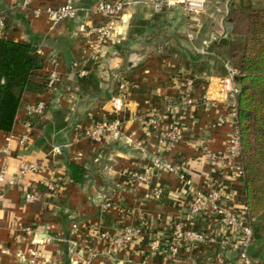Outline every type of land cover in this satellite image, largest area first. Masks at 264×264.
Masks as SVG:
<instances>
[{
  "label": "crops",
  "instance_id": "1",
  "mask_svg": "<svg viewBox=\"0 0 264 264\" xmlns=\"http://www.w3.org/2000/svg\"><path fill=\"white\" fill-rule=\"evenodd\" d=\"M64 1L32 0L30 8L23 9L17 5L21 0H0V36L37 45L45 60L43 71L51 70L54 61L60 75L47 93L26 96L12 131H0V146L10 139L9 152L0 153V170L5 167L8 178H14L23 163L38 165L14 184H2L0 264H30L31 259L36 264H243L242 234L210 212L197 215L191 209L195 190L221 187L247 220L240 176L232 160L223 158L234 130L218 84L227 74L223 55L228 47L217 49V54L210 49L218 34L226 32L230 8L226 5L224 13L218 5H209L191 17L179 3L157 11L149 3L153 0H121L119 27L97 62L79 27L104 21L92 11L102 0H78L79 16L58 24L47 14L33 13V8ZM192 75L197 79L195 104L174 108L181 102L184 78ZM122 80L127 82L123 106L114 113L106 97L116 94ZM40 97L47 102L46 116H29L26 101ZM116 116L132 141L83 136L96 121ZM220 116L226 121L216 124ZM172 123L181 124L184 134L173 145L163 144L161 135ZM204 144L217 154V161L205 157ZM155 156L183 164L184 177L155 165ZM70 162L82 166V182L72 180ZM233 162L240 164L239 156ZM145 170L144 180L134 175ZM50 181L58 184L56 191L47 186ZM27 192L39 199L28 201ZM177 226L209 240L192 248L180 245L173 253ZM128 227L140 228L141 235L122 249L97 235H115Z\"/></svg>",
  "mask_w": 264,
  "mask_h": 264
},
{
  "label": "built area",
  "instance_id": "2",
  "mask_svg": "<svg viewBox=\"0 0 264 264\" xmlns=\"http://www.w3.org/2000/svg\"><path fill=\"white\" fill-rule=\"evenodd\" d=\"M32 0H21L17 5L23 9L30 8ZM150 5L157 11H162L165 7H169L175 4H182L185 11L191 17H197L200 14L204 13L209 6V4H216L218 0H153L149 2ZM124 10V3L121 0H102L92 8L97 14L102 15L104 21L100 24L94 23H84L79 27V31L88 39L89 50L91 51V57L95 61H100L101 57L105 53L106 46L111 42V39L115 35ZM82 8L78 5V0H65L62 4H46L38 8H33V13L35 16L41 14H47L50 20L54 24L66 20H72L79 16ZM0 26H4V17L0 14ZM225 35L218 34V39L222 38ZM191 38L193 35H189ZM200 52H206L203 49L199 50ZM38 52L41 54V50L38 49ZM56 62H52L53 68L48 71V79L50 88L60 80L59 72L54 68ZM227 74L225 77H222L219 80V90L227 100L229 105V113L231 115V120L234 126V130L231 135V142L228 152L225 153L223 158L227 157L232 160L231 166L236 167L235 175L241 176L242 169L240 164H234L233 160L239 156L240 149V135L237 129L236 124V114H237V97L239 93V85L236 80L239 70L226 62ZM86 74L85 71L81 72ZM196 76H186L182 83L181 91V102L175 104L174 108L183 107L188 108L189 106L195 104V87H196ZM127 87V82L122 80L118 85V90L114 96L110 99L111 111L114 113H119L123 106V95ZM47 102L44 98H37L34 102L26 101V110L29 116L32 117H43L47 114ZM149 122L155 123L153 116H149ZM226 119L224 117H219L216 121V124L225 123ZM122 120L119 117H109L106 119L96 121L92 126L84 130L83 136L90 138L92 140H102L107 137H111L116 140H125L126 142L132 141L128 136H125L122 129ZM210 127V124H209ZM184 134V127L179 123H172L164 134L161 135L160 141L163 144L173 145L179 141ZM28 139V135L23 136L19 139V142L25 143ZM6 146H0V153L6 154L9 152L10 139L8 140ZM206 149L205 157L209 158L212 161H217L218 156L215 152L211 151L208 146L204 144ZM155 165L163 164L166 168L176 173L177 175L184 177V165L178 162H169L164 161L161 156H155L153 159ZM38 168V165L35 163H23L20 166L19 172L14 178H8L6 176V168L3 167L0 170V197H2V184L9 183L14 184L16 178L24 177L27 173L35 172ZM148 170L142 172H134V175L144 180ZM47 186L51 191H56L58 189V184L54 181L47 182ZM26 199L32 201L39 199L37 194L32 192L26 193ZM234 199H231L229 195L225 194L223 188L217 187L207 192L202 190H195L194 197L191 204V209L197 215L210 212L215 216L222 224L231 228L235 234L238 232L242 234L241 240V251L239 254L240 260L243 264H255V261L249 255V247L252 241V229L248 224V209L247 206L244 208L245 214H247V220L242 218L240 212H238L233 203ZM107 207L111 206L110 202L105 204ZM246 218V217H245ZM27 231H30V228H26ZM173 239L175 244L171 246L170 250L173 253H177L178 246L186 245L190 248L202 245L208 242V238L202 233L195 232L190 229L183 228L182 226H177L173 231ZM99 240L103 242H108L115 249H122L127 246H130L134 243L137 237L141 235L140 228L128 227L125 228L122 232H119L115 235H108L106 233H97ZM155 248L157 243L153 245ZM30 264H36L35 259L30 260ZM220 264H228L224 261H220Z\"/></svg>",
  "mask_w": 264,
  "mask_h": 264
},
{
  "label": "trees",
  "instance_id": "3",
  "mask_svg": "<svg viewBox=\"0 0 264 264\" xmlns=\"http://www.w3.org/2000/svg\"><path fill=\"white\" fill-rule=\"evenodd\" d=\"M233 3L236 26L228 47L230 61L239 70L236 124L240 135V180L252 229L249 255L255 264H264V6L242 3L239 8ZM44 65L37 45L0 36V131H12L27 95H42L50 90ZM110 98L112 94L106 97ZM68 167L74 182L85 179L82 166L70 162Z\"/></svg>",
  "mask_w": 264,
  "mask_h": 264
},
{
  "label": "rangeland",
  "instance_id": "4",
  "mask_svg": "<svg viewBox=\"0 0 264 264\" xmlns=\"http://www.w3.org/2000/svg\"><path fill=\"white\" fill-rule=\"evenodd\" d=\"M234 3H233V6L235 5L236 7H241V4L243 3V4H245V5H247V4H252L254 7H257V8H259V7H262V6H264V0H243V1H241V0H232ZM211 7H212V9L216 6V5H218L219 7H221L222 8V10H223V12L225 13V11H226V5H227V7H229L230 8V17L231 18H233V20L235 21V18H234V16H233V11H232V5H231V7H230V4H228V0H218V3H216V4H209ZM235 7V8H236ZM245 9V8H244ZM247 10V9H246ZM235 24H236V22H235ZM236 26V25H235ZM235 26H234V31H235ZM232 40V39H231ZM231 40H230V42H231ZM230 42H229V44H230ZM224 47H228V45L227 46H224V45H222V44H220L219 43V41L218 40H216V41H214L213 42V44H212V46H210V49H211V51H213L214 52V54H217V49H220V48H224ZM230 54H231V51H230V48L228 47V49L226 50V52H225V54L223 55L224 56V59L226 60V61H228L230 64H232L231 63V56H230ZM231 60V61H230ZM233 65V64H232ZM234 66V65H233Z\"/></svg>",
  "mask_w": 264,
  "mask_h": 264
},
{
  "label": "water",
  "instance_id": "5",
  "mask_svg": "<svg viewBox=\"0 0 264 264\" xmlns=\"http://www.w3.org/2000/svg\"><path fill=\"white\" fill-rule=\"evenodd\" d=\"M224 25H225V31L226 32H225V35L219 40V43L224 45V46H227L229 44L230 40L233 38L234 26H235V21L233 20V18H231L229 16V14L225 15ZM61 151L65 155V158H67L66 154L64 153V151H65L64 146L61 147Z\"/></svg>",
  "mask_w": 264,
  "mask_h": 264
}]
</instances>
